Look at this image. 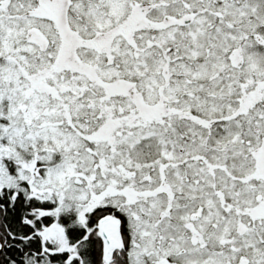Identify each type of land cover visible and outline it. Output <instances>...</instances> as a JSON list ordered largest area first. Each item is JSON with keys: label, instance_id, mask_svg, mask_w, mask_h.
Returning <instances> with one entry per match:
<instances>
[{"label": "snow or ice", "instance_id": "1", "mask_svg": "<svg viewBox=\"0 0 264 264\" xmlns=\"http://www.w3.org/2000/svg\"><path fill=\"white\" fill-rule=\"evenodd\" d=\"M0 264H264V0H0Z\"/></svg>", "mask_w": 264, "mask_h": 264}]
</instances>
